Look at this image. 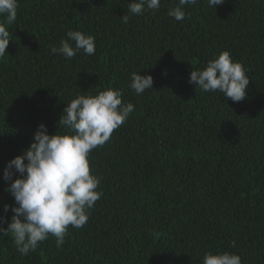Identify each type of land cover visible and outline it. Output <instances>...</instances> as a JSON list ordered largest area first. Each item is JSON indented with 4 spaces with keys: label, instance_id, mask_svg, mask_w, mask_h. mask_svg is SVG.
Returning a JSON list of instances; mask_svg holds the SVG:
<instances>
[{
    "label": "trees",
    "instance_id": "1",
    "mask_svg": "<svg viewBox=\"0 0 264 264\" xmlns=\"http://www.w3.org/2000/svg\"><path fill=\"white\" fill-rule=\"evenodd\" d=\"M130 2L18 0L0 58V215L15 204L3 169L38 125L64 134L67 104L108 88L134 111L89 155L103 195L87 224L69 226L60 248L49 235L27 256L11 233L0 236V264H203L209 251L264 264V0L216 9L198 0L183 21L167 14L178 0H161L124 23ZM69 30L94 36L95 53L52 54ZM223 51L247 70L241 102L189 83ZM134 72L151 75L153 89L129 88Z\"/></svg>",
    "mask_w": 264,
    "mask_h": 264
},
{
    "label": "clouds",
    "instance_id": "2",
    "mask_svg": "<svg viewBox=\"0 0 264 264\" xmlns=\"http://www.w3.org/2000/svg\"><path fill=\"white\" fill-rule=\"evenodd\" d=\"M197 2L178 0L167 14L176 21H183L185 6ZM224 3L225 0H208V6L215 9ZM160 6L161 0H131L128 13L121 19L128 23L132 15L143 14L145 7L158 11ZM17 8L18 0H0V16L5 17L0 21V58L7 53L12 39L6 25L17 19ZM66 37L59 41V46L50 45L52 54L72 59L81 50L89 56L95 53L94 36L69 30ZM189 83L199 86L202 92L219 91L225 98L241 102L247 98L250 79L243 65L235 62L228 51H223L205 68L192 70ZM153 84L151 75L134 72L129 88L139 95L153 89ZM122 97L123 92L113 88L97 95H77L64 108L58 121L67 130L64 134L50 135L46 125L41 123L29 147L6 163L3 180L10 183L5 191L14 197L15 204L3 206L0 236L11 233L21 255L35 252L49 235L56 238V247L60 248L69 235V226L79 229L87 224L90 210L103 195L102 190L98 191L101 178L91 173L88 158L92 150L108 142L114 130L133 113L134 105L123 103ZM9 210L13 213L11 222L7 218ZM203 264H242V260L235 253L209 251L204 254Z\"/></svg>",
    "mask_w": 264,
    "mask_h": 264
}]
</instances>
